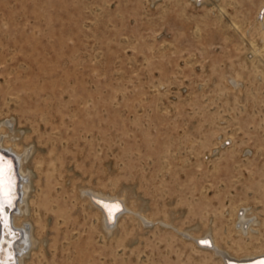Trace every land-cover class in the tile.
Here are the masks:
<instances>
[{"label": "rangeland", "instance_id": "1", "mask_svg": "<svg viewBox=\"0 0 264 264\" xmlns=\"http://www.w3.org/2000/svg\"><path fill=\"white\" fill-rule=\"evenodd\" d=\"M0 144L27 153L21 264L263 254L264 0H0ZM90 191L152 223L107 228Z\"/></svg>", "mask_w": 264, "mask_h": 264}, {"label": "bare ground", "instance_id": "2", "mask_svg": "<svg viewBox=\"0 0 264 264\" xmlns=\"http://www.w3.org/2000/svg\"><path fill=\"white\" fill-rule=\"evenodd\" d=\"M9 146L0 147V264H21L22 259L26 256L29 245L33 243L34 240L25 222H21L18 226H15L14 223L12 226L13 221L15 222L17 217L21 214L22 217L26 215V208L22 203L26 200V196L24 195L21 197V195L25 194L28 189V186L24 183L25 175L27 174L24 168H21L23 167L21 163L24 162L27 153L25 152L21 158V152L15 151L13 147L11 148ZM17 161L20 163L19 173L16 167L18 165ZM19 192L21 195H19ZM86 193L92 203L102 212L103 222L107 228L114 225V221L117 220L123 211L138 216L143 223H152V221L143 214L137 211H130L122 198L113 196L105 197L102 194L100 195L99 193H93L91 191ZM17 204L22 205L20 208L18 206V211L14 210ZM12 209L14 213L10 214ZM245 211L246 210H243V212L239 214L238 227L246 234L250 231H254L252 225L256 220L253 217H248ZM179 233L183 237L193 238L192 235L187 232L180 231ZM194 240L198 246L210 249L214 254L221 257L224 264H264V253L256 256L235 258L222 250L206 235L195 237Z\"/></svg>", "mask_w": 264, "mask_h": 264}, {"label": "built area", "instance_id": "3", "mask_svg": "<svg viewBox=\"0 0 264 264\" xmlns=\"http://www.w3.org/2000/svg\"><path fill=\"white\" fill-rule=\"evenodd\" d=\"M229 143V141L226 139L225 141H224V144H228Z\"/></svg>", "mask_w": 264, "mask_h": 264}, {"label": "snow or ice", "instance_id": "4", "mask_svg": "<svg viewBox=\"0 0 264 264\" xmlns=\"http://www.w3.org/2000/svg\"><path fill=\"white\" fill-rule=\"evenodd\" d=\"M117 210H118V206H117Z\"/></svg>", "mask_w": 264, "mask_h": 264}]
</instances>
